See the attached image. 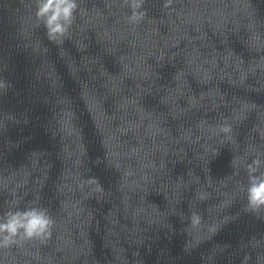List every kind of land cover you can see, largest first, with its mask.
Returning <instances> with one entry per match:
<instances>
[{
	"label": "water",
	"instance_id": "water-1",
	"mask_svg": "<svg viewBox=\"0 0 264 264\" xmlns=\"http://www.w3.org/2000/svg\"><path fill=\"white\" fill-rule=\"evenodd\" d=\"M38 3L0 0V221L51 234L0 264H264V60L223 11L76 0L50 39Z\"/></svg>",
	"mask_w": 264,
	"mask_h": 264
},
{
	"label": "clouds",
	"instance_id": "clouds-1",
	"mask_svg": "<svg viewBox=\"0 0 264 264\" xmlns=\"http://www.w3.org/2000/svg\"><path fill=\"white\" fill-rule=\"evenodd\" d=\"M141 0H133L132 14L129 17L131 22H135L143 16L140 8ZM76 0H39L36 16L44 20L50 39L62 37L71 25L76 9ZM222 131H229L225 126ZM254 163L258 164L259 161ZM249 172L256 171L249 165ZM249 186L247 188V200L253 209L264 206V174L260 176L250 175ZM52 220L47 212L42 208L32 207L24 210L10 212L7 218L0 221V245L7 246L16 242L18 236L24 238H41L42 240L51 234Z\"/></svg>",
	"mask_w": 264,
	"mask_h": 264
}]
</instances>
